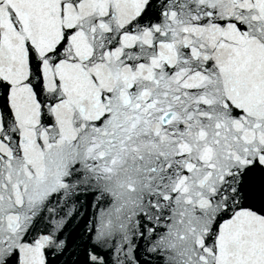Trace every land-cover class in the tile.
I'll use <instances>...</instances> for the list:
<instances>
[{
	"label": "snow or ice",
	"instance_id": "1",
	"mask_svg": "<svg viewBox=\"0 0 264 264\" xmlns=\"http://www.w3.org/2000/svg\"><path fill=\"white\" fill-rule=\"evenodd\" d=\"M0 264H264V0H0Z\"/></svg>",
	"mask_w": 264,
	"mask_h": 264
}]
</instances>
